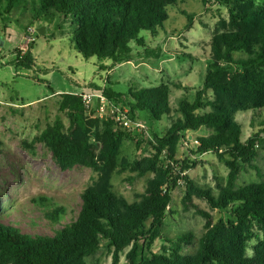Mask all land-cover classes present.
<instances>
[{
  "label": "trees",
  "instance_id": "trees-1",
  "mask_svg": "<svg viewBox=\"0 0 264 264\" xmlns=\"http://www.w3.org/2000/svg\"><path fill=\"white\" fill-rule=\"evenodd\" d=\"M200 1L204 6L225 9L227 17L220 18L209 38L203 85L192 101L181 97L176 107H171V86L181 88L180 82L133 85L127 93L114 92L106 84H91L116 105L127 107L132 120L142 111L149 112L155 121L176 112L163 134L147 136L114 129L110 120L90 117L78 95L60 94L58 111L65 114L67 125L56 117L32 143H42L62 169L73 165L92 168L99 173L97 182L81 194L77 217L52 234L24 232L0 220V264H86V258L100 248L111 254V264H264V179L238 185L246 166L259 174L254 161L257 148L264 150V120L260 129L243 141L242 126L236 119L242 111L264 114V2ZM17 2L0 0V16L9 14ZM177 3L37 0L35 9L37 15L51 11L69 18L75 25L70 35L73 48L85 59L96 56L100 62L111 60V70L114 64L129 60L131 42L146 48L141 32L155 36L168 19L166 8ZM182 14L187 18L185 28H190L195 14L184 10ZM27 53L16 50L17 65L26 69L32 66ZM104 68V64L98 65L99 70ZM201 128L209 134L195 138L193 154L214 153L228 169L224 183H216L217 192L187 175L197 165L196 160L177 157L180 143L187 139L185 134ZM124 140L133 141L139 150L147 144V155L119 160ZM124 171L133 174L131 181L150 175L144 192L132 201L113 191V176ZM176 187H183L182 209L193 210L205 220V231L191 254L183 253V248L192 244V232L174 238L164 233ZM193 199L205 201L211 210L223 215L214 221ZM63 215V208L45 213L53 223ZM157 240L161 249L154 252Z\"/></svg>",
  "mask_w": 264,
  "mask_h": 264
},
{
  "label": "rangeland",
  "instance_id": "rangeland-1",
  "mask_svg": "<svg viewBox=\"0 0 264 264\" xmlns=\"http://www.w3.org/2000/svg\"><path fill=\"white\" fill-rule=\"evenodd\" d=\"M35 3L37 0H18L9 14L0 16V220L19 226L24 232L52 234L77 217L82 205L81 194L99 176L92 168L81 165L62 169L42 143H32L56 117L67 125L65 114L58 111L60 94L89 93L93 90L91 84H106L114 92L127 93L133 85L151 87L174 81L182 87L171 86V107L175 108L181 97L192 101L195 91L203 85L209 38L220 18L227 17V12L214 4L204 6L200 0H178L177 5L166 8L168 19L155 36L141 32L146 48L131 42L129 60L114 64L110 70L111 60L100 62L96 56L85 59L73 48L70 35L75 25L69 18L51 11L37 15ZM183 10L195 14L190 28H185L187 18ZM29 28L34 32L28 34ZM39 28H43L42 32ZM27 35L31 36L29 43ZM16 50L28 51L26 59L32 63L30 68L17 65ZM101 63L106 67L103 70L98 69ZM176 117L173 111L160 121H155L147 111L138 114V119L148 127V136L152 132L163 134ZM236 119L242 126L244 141L260 129L264 114L242 111ZM207 134L209 131L204 128L186 133L187 139L180 143L177 157L196 160L197 165L187 175L197 184L210 186L217 192L216 183H224L227 167L214 153L193 154L197 146L195 138ZM257 149L254 165L259 174L246 166L239 175L238 185L264 179V150ZM146 151L147 144L139 150L133 141L124 140L118 159L140 158L147 155ZM131 176L130 171H124L114 175L111 181L113 191L129 201L144 192L146 179L150 177L131 181ZM182 191L183 187L172 191L164 233L174 238L183 232H192V244L183 248V253L191 254L205 231V220L193 210L182 209ZM193 203L209 212L214 221L223 215L211 210L203 200L193 199ZM62 208L64 215L57 223L46 218L45 213ZM160 249L161 241L157 240L153 251ZM86 264H111V254L106 248H100L86 258Z\"/></svg>",
  "mask_w": 264,
  "mask_h": 264
},
{
  "label": "built area",
  "instance_id": "built-area-1",
  "mask_svg": "<svg viewBox=\"0 0 264 264\" xmlns=\"http://www.w3.org/2000/svg\"><path fill=\"white\" fill-rule=\"evenodd\" d=\"M28 34L34 30L29 28ZM31 39V36H26V41ZM76 94V93H74ZM81 98V101L90 117L99 118L101 120H110L113 128L132 132L136 134H144L148 136V127L139 119L132 120L128 114V108L125 106L116 105L113 101L107 99L101 90H92L89 93L76 94ZM194 143H196L194 141ZM178 183H181L178 181Z\"/></svg>",
  "mask_w": 264,
  "mask_h": 264
},
{
  "label": "water",
  "instance_id": "water-1",
  "mask_svg": "<svg viewBox=\"0 0 264 264\" xmlns=\"http://www.w3.org/2000/svg\"><path fill=\"white\" fill-rule=\"evenodd\" d=\"M42 30H43V28H39V29H38L39 32H42Z\"/></svg>",
  "mask_w": 264,
  "mask_h": 264
},
{
  "label": "crops",
  "instance_id": "crops-1",
  "mask_svg": "<svg viewBox=\"0 0 264 264\" xmlns=\"http://www.w3.org/2000/svg\"><path fill=\"white\" fill-rule=\"evenodd\" d=\"M25 51L22 50V54L24 53ZM11 106V105H10Z\"/></svg>",
  "mask_w": 264,
  "mask_h": 264
}]
</instances>
